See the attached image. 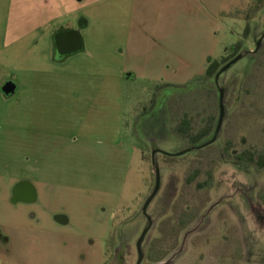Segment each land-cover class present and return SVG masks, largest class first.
I'll list each match as a JSON object with an SVG mask.
<instances>
[{"label":"rangeland","instance_id":"obj_1","mask_svg":"<svg viewBox=\"0 0 264 264\" xmlns=\"http://www.w3.org/2000/svg\"><path fill=\"white\" fill-rule=\"evenodd\" d=\"M257 1L0 0V223L27 229L35 224L28 217L34 213L47 229V234L8 233L22 247L15 256L32 264H108L113 253L107 241L113 235L115 246H128L127 264H137L138 242L150 218L154 224L143 246V264H152L150 248L161 237L162 222L173 215L187 171L199 155H156L161 188L145 214L156 187L154 150L175 155L192 148L172 132L176 112L171 102H188L193 93L187 88H204L200 78L243 39L244 13ZM72 11L68 24L63 18ZM82 20L88 24L79 28L85 52L58 63L52 32ZM263 33L264 8L251 22L243 51L255 52ZM263 50L264 40L258 54L220 78L227 124L234 120L233 129H239L234 118L239 117L241 142L249 139V129L253 141L264 129L262 118L244 130L240 111ZM8 82L19 86L9 99L2 92ZM165 84L171 87L158 93L155 110L141 118ZM226 126L216 144L220 148L228 139ZM141 141L148 149L143 151ZM21 177H29L39 191L33 207L10 200ZM263 190L264 171L220 161L210 203L181 234L176 253L181 246L183 253L168 260L264 264ZM59 214L70 224L56 223Z\"/></svg>","mask_w":264,"mask_h":264},{"label":"trees","instance_id":"obj_2","mask_svg":"<svg viewBox=\"0 0 264 264\" xmlns=\"http://www.w3.org/2000/svg\"><path fill=\"white\" fill-rule=\"evenodd\" d=\"M263 8L264 0H258L256 6L244 13L247 25L243 39L228 47L223 57L213 60L209 64L204 75L200 78L204 88H187V93H193V98L188 102L184 98L172 100L171 108L176 112L172 132L176 137L187 142L190 147L200 146L214 135L220 113L219 92L215 78L225 65L245 49L251 34V22ZM170 87L171 85L165 84L157 89L151 106L144 110L141 117L155 110L158 104V93ZM240 111L244 117V130L250 128L253 121L264 118V50L255 61L253 74L250 76L243 94ZM234 118L240 130L233 129L234 120L227 124L225 130L228 139L223 148L212 145L196 152L199 154L198 158L187 171L183 192L173 206V215L160 225L161 237L156 239L151 247L149 253L151 261H162L177 248L183 231L193 224L201 212L206 209L210 203V191L215 186V172L220 161L249 165L260 173L264 171V129L259 134L257 141L251 139L253 132L249 129V139L241 142L240 120L237 116ZM231 127L232 129H230ZM140 146L143 151L148 149L143 141L140 142ZM259 199L264 204V190L260 192ZM239 249L241 248L239 247Z\"/></svg>","mask_w":264,"mask_h":264},{"label":"water","instance_id":"obj_3","mask_svg":"<svg viewBox=\"0 0 264 264\" xmlns=\"http://www.w3.org/2000/svg\"><path fill=\"white\" fill-rule=\"evenodd\" d=\"M85 27H87V21H85V20L80 21L79 28L84 29ZM263 40H264V33L262 35L261 42ZM53 42H54L55 52H56L57 56L59 57L58 60L60 63L65 62L67 59H69L71 57L82 54L86 50L85 41H84V38H83L81 31L79 29H60L59 31H57L55 33V35L53 37ZM259 49H260V44L257 45V49L255 52H250V51L241 52L237 57H235L232 61H230L227 65H225L217 74V76L215 78V83L218 87V92H219V112L220 113H219L218 125L216 128L215 134L211 140H209L207 143H205L203 145L189 148V149H187V150H185L179 154H175V155L164 153L161 150H154L153 156H152V165H153L154 173L156 176V187L144 205V213L145 214H147V210H148L149 206L151 205L153 200L156 198V196L158 195L160 188H161V170H160L159 164L157 162L156 155L157 154H164L166 156L178 158V157L187 155L191 152L201 151V150H203V149H205V148H207V147H209V146H211L217 142V140L219 139V136L221 134V131H222V128H223V125L225 122V117H226L225 91L219 86L220 78L223 74L228 72L237 63L242 61L247 56L258 54ZM16 87L17 86L15 83H8L3 88V91L5 94L9 95L16 90ZM23 191L24 192L29 191L33 196H34V194H36L35 188L32 184L27 183V182L20 183L14 189V195L16 198V199H14V202L21 201V199H19L17 196H18V193L23 192ZM152 226H153V222L149 218L148 228L145 230V232L143 233L142 237L140 238V240L138 242V254H139L138 264H142V262H143V258H144L143 244H144L149 232L151 231Z\"/></svg>","mask_w":264,"mask_h":264},{"label":"flooded vegetation","instance_id":"obj_4","mask_svg":"<svg viewBox=\"0 0 264 264\" xmlns=\"http://www.w3.org/2000/svg\"><path fill=\"white\" fill-rule=\"evenodd\" d=\"M71 22L72 21H67L68 24H71ZM61 29H79V26H74L73 25V26H70L68 28H61ZM59 30H60V28L59 29H56V30H54L52 32V34H53L52 35V38L54 37L55 33L57 31H59ZM257 42H258L257 44H260V45L262 43L261 41H257ZM53 45H54V42H53ZM54 58H55V61H57L58 63H60L59 60H58L59 57L57 56V54L55 52V47H54ZM8 83H14V82H8ZM8 83H6L2 87V92H3L4 96L9 99V98L15 97L18 94V92H19V86L16 84V86H17L16 87V90L13 93L7 95V94L4 93L3 88ZM217 89H218V87H217ZM141 118H143V117H141ZM226 124H227V113H226V117H225V122H224L223 128L226 126ZM223 128H222V131H223ZM222 131H221V133H222ZM213 136L209 140H211L213 138ZM208 141L204 142L203 144L207 143ZM218 141H219V139L213 145H216L218 143ZM203 144H201V145H203ZM24 182H27V183L32 184L34 186V188H35L36 194H34V196H33L29 191L20 192V193H18V196L17 197L19 199H21V201L14 202V199H16L15 198V195H14V189L16 188V186L18 184L24 183ZM38 199H39V191L35 187L33 181H31L29 179V177H21V179H19L16 183L13 184L12 190H11V195H10V200H11V202L14 205H19V206H24V207L30 208V207H33L38 202ZM28 217L30 218L31 222L32 223L35 222V224L32 225L33 227H28L27 229L26 228L24 229L23 227H20L17 224H2V223H0V264H32L29 261L28 258H22V257L15 256V255L18 254L19 251L22 250V247L17 244V242L15 240V237H12V234H8L11 231H16L18 233V232H22V231H31L32 232V231H35V230H38L40 232H43V233L47 234V229H45L40 224L39 219L37 218V216L34 213H30V215H28ZM55 221H56V223H58L60 225H63V226H67V225L70 224L69 218L66 217L65 215H62V214L56 215ZM34 225L38 226L39 229L38 228H35ZM152 228H153V226H152ZM112 236L113 235H111V237L107 241V248H108V250L111 249L112 250V253H113V256L112 257L109 256V258H108L109 263H111V264H127L126 254H128V246L124 242H120L119 243L120 246H118V247L115 246V244H114V237H112ZM144 244H145V242H144ZM144 244H143V246H144ZM180 245H181V242H180V239H179L177 248H175L165 259H163L162 261H159V262H153V261H151L150 258H149V254H148V260H149V262H151L152 264H172V262L170 260L171 259H174V261H175V259L178 258L183 253L182 246H181V249L176 253V251L179 249ZM150 250H151V248H150ZM120 251H121V255L119 254ZM137 251H138V248H137ZM143 254H144V258H143L142 264L145 261V253H144V251H143ZM118 256H119L118 262H116L115 259ZM138 256H139V254H138ZM170 257H171V259L168 260ZM138 260H139V257H138Z\"/></svg>","mask_w":264,"mask_h":264},{"label":"crops","instance_id":"obj_5","mask_svg":"<svg viewBox=\"0 0 264 264\" xmlns=\"http://www.w3.org/2000/svg\"><path fill=\"white\" fill-rule=\"evenodd\" d=\"M75 13H76V11H72L70 14H68L67 16H65V17L63 18V20L72 21L73 18H74ZM55 20H56V19H55ZM53 21H54V20H50V21L46 24V26H43V27H47V26L51 25V24L53 23ZM87 26H88V24H87Z\"/></svg>","mask_w":264,"mask_h":264}]
</instances>
